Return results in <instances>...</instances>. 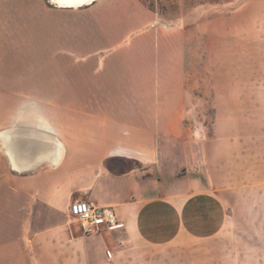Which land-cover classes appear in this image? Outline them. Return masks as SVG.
<instances>
[{
    "label": "crops",
    "instance_id": "crops-1",
    "mask_svg": "<svg viewBox=\"0 0 264 264\" xmlns=\"http://www.w3.org/2000/svg\"><path fill=\"white\" fill-rule=\"evenodd\" d=\"M209 38L140 0H0V264H118L134 247L212 238L264 193L258 122L244 133L215 115L213 136L192 135L196 114L243 110L193 78ZM112 158L138 163L112 173ZM77 199L123 226L82 234Z\"/></svg>",
    "mask_w": 264,
    "mask_h": 264
},
{
    "label": "rangeland",
    "instance_id": "rangeland-1",
    "mask_svg": "<svg viewBox=\"0 0 264 264\" xmlns=\"http://www.w3.org/2000/svg\"><path fill=\"white\" fill-rule=\"evenodd\" d=\"M140 1L166 26L203 24L210 44H195L193 56L206 61L192 66L194 80L203 77L214 92L240 95L241 112L196 114L205 127L192 135L213 136L215 115L236 122L244 133L258 130L250 128L254 122L264 127V0ZM257 195L250 194L212 238L134 247L118 264H264V193Z\"/></svg>",
    "mask_w": 264,
    "mask_h": 264
},
{
    "label": "built area",
    "instance_id": "built-area-1",
    "mask_svg": "<svg viewBox=\"0 0 264 264\" xmlns=\"http://www.w3.org/2000/svg\"><path fill=\"white\" fill-rule=\"evenodd\" d=\"M67 213L78 223L79 229L84 235H88L98 228L116 230L123 226V222L117 218L110 207L98 205L91 200L77 199L70 202ZM105 253L108 258L112 257V252L109 249Z\"/></svg>",
    "mask_w": 264,
    "mask_h": 264
},
{
    "label": "water",
    "instance_id": "water-1",
    "mask_svg": "<svg viewBox=\"0 0 264 264\" xmlns=\"http://www.w3.org/2000/svg\"><path fill=\"white\" fill-rule=\"evenodd\" d=\"M51 4L57 5V6H62V7H69V6H83L88 4V0H49ZM90 3V2H89ZM115 158H112L110 160L106 161V165L108 164L109 161L113 160ZM120 159V158H119ZM122 160V159H120ZM124 164H130L132 166V162L129 161L127 162L126 160H123Z\"/></svg>",
    "mask_w": 264,
    "mask_h": 264
},
{
    "label": "trees",
    "instance_id": "trees-1",
    "mask_svg": "<svg viewBox=\"0 0 264 264\" xmlns=\"http://www.w3.org/2000/svg\"><path fill=\"white\" fill-rule=\"evenodd\" d=\"M120 159H122V160H120ZM120 159L115 158V159L108 162L107 166L112 173H121L123 171L121 169L122 165H124L123 160H126L127 162L131 161L133 164L138 163L137 160L131 159V158H120Z\"/></svg>",
    "mask_w": 264,
    "mask_h": 264
},
{
    "label": "bare ground",
    "instance_id": "bare-ground-1",
    "mask_svg": "<svg viewBox=\"0 0 264 264\" xmlns=\"http://www.w3.org/2000/svg\"><path fill=\"white\" fill-rule=\"evenodd\" d=\"M91 2V0H88V3Z\"/></svg>",
    "mask_w": 264,
    "mask_h": 264
}]
</instances>
